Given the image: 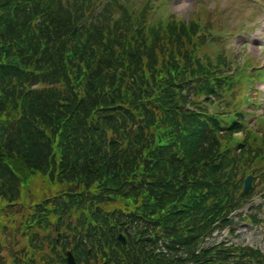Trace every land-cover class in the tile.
<instances>
[{"label": "trees", "instance_id": "1", "mask_svg": "<svg viewBox=\"0 0 264 264\" xmlns=\"http://www.w3.org/2000/svg\"><path fill=\"white\" fill-rule=\"evenodd\" d=\"M100 4L0 0V199L14 206L35 177L47 193L31 195L34 213L53 222L143 223L159 251L131 245L121 264H264L257 249L204 244L250 201L242 183L264 156L251 128L236 138L244 81L227 85L224 53L201 59L196 21L131 33L138 11L115 0L95 15Z\"/></svg>", "mask_w": 264, "mask_h": 264}, {"label": "rangeland", "instance_id": "2", "mask_svg": "<svg viewBox=\"0 0 264 264\" xmlns=\"http://www.w3.org/2000/svg\"><path fill=\"white\" fill-rule=\"evenodd\" d=\"M257 1L264 3V0ZM207 3H209L208 7L212 10L218 6L217 4H219L223 9L220 12V18L222 19L221 22L226 29L233 27L236 28L237 33L241 32L243 35H245V37L237 36L231 38L229 40L231 42L229 47H231L235 53H239V51L242 53L245 49V52L248 56H252L258 61L257 64L259 68L264 69V42L260 43L255 40L256 34L261 33L263 35L264 41V11L254 3L253 5L249 3L244 5L242 4L241 0H208ZM246 6L247 8H245ZM254 8L255 11H253ZM171 9L180 17L189 19L193 13L197 11V6H195L194 0H173L171 1ZM241 19L247 23L250 29L244 27L243 22L238 23V21H241ZM244 43H246L245 48L243 47ZM240 56L242 58L244 57L243 54H240ZM249 70H251V68H249ZM255 89L261 90V95H259L258 98H255L259 100L260 103L257 106V111L255 113L256 117L253 119L258 120L260 118L259 116H264V81H258L255 83ZM39 184L41 186H38L37 194H40L41 192L47 193V185L45 181L43 184ZM34 195L35 193H33V196ZM260 202L264 201L260 200ZM238 227L240 232L243 234L240 235L239 239L245 240L247 243L256 242L257 245L264 249V237L262 236L261 230L259 228L256 230H251L248 227L243 226V224L238 225Z\"/></svg>", "mask_w": 264, "mask_h": 264}, {"label": "water", "instance_id": "3", "mask_svg": "<svg viewBox=\"0 0 264 264\" xmlns=\"http://www.w3.org/2000/svg\"><path fill=\"white\" fill-rule=\"evenodd\" d=\"M249 186H250V179H248L246 182V188H248Z\"/></svg>", "mask_w": 264, "mask_h": 264}]
</instances>
